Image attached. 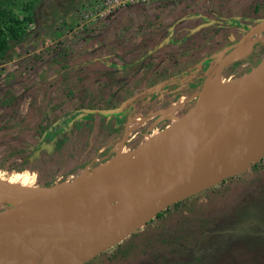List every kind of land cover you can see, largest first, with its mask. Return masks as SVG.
<instances>
[{"label": "rangeland", "instance_id": "rangeland-1", "mask_svg": "<svg viewBox=\"0 0 264 264\" xmlns=\"http://www.w3.org/2000/svg\"><path fill=\"white\" fill-rule=\"evenodd\" d=\"M85 1L0 0V26L6 21L3 10H10L18 18L31 17L22 22L20 37L11 41L0 56L2 180L49 186L72 178L82 170L90 172L105 165L117 154L131 152L157 135L174 133L181 124L175 121L176 117L194 106L198 92L223 62L220 76L228 83L239 79L264 57V25L262 31L247 39L251 45L248 56L226 62L225 54L222 55V51L227 52L237 44L251 27L264 21V0H164L153 5L159 7L158 12L163 11L161 6L172 12L170 24L166 17L155 24L139 19V14L144 15L142 10L126 7L134 2L115 8L114 12L120 14L114 19L117 26H113L119 28L114 31L117 44L113 50L102 40L97 48L104 46L110 55L98 56V64L80 54L88 49L92 54L91 39L98 37L114 12L90 19L82 15ZM167 5H174L176 16L173 18V10ZM68 32L78 34L74 35V41L69 39L71 43L53 38V35ZM141 34L145 35L143 42L138 36ZM51 40L54 42L49 44ZM208 55L213 56L212 60L200 64ZM167 56H170V67L181 63L177 72L184 77H176L175 71L166 73L162 62ZM109 62L117 69L103 74ZM64 63L69 68L65 73L61 72ZM5 67L8 75L3 78ZM14 79H19V83ZM36 84H39L37 94L28 106L31 90L26 89ZM20 90L24 91L21 95L17 92ZM8 92L18 94L6 96ZM117 106H121L122 111L105 119H99L97 116L105 114L97 111L84 118L80 116L75 122L77 114L73 113L66 128L63 122L59 123L58 135L47 127L72 110ZM164 109L169 112L160 113ZM260 158L256 172L248 170L238 182L233 181L237 178L227 179L180 201L187 203V207L192 206L188 216L197 215L201 219L196 224L193 219L187 220L191 237L183 238V243L190 242L188 248L193 249L194 242L198 244L203 240L196 251L204 264H264V152ZM213 213L217 214L220 224L216 229H222L216 241L218 245L206 243V239L213 238L209 233L212 230L207 228L212 225ZM182 215L173 211L161 223L158 220L149 224L150 221L140 230L149 224L147 229L127 236L119 245L84 263L92 260L88 264H154V254L166 252L170 246L161 240L176 235L180 228L177 226L185 223ZM199 228L203 230L197 241L194 235ZM148 238L153 239L152 249L145 244ZM124 245L130 247L126 249Z\"/></svg>", "mask_w": 264, "mask_h": 264}, {"label": "water", "instance_id": "water-1", "mask_svg": "<svg viewBox=\"0 0 264 264\" xmlns=\"http://www.w3.org/2000/svg\"><path fill=\"white\" fill-rule=\"evenodd\" d=\"M261 25H264V21L251 27L233 48L245 43L259 31ZM239 79L224 122L186 156L173 185L160 183L151 189L150 194L140 195L109 169L80 173L49 186L0 179V254L7 244L25 234L32 221H39L61 243L93 257L140 230L174 203L242 172L229 171L217 175L226 150L234 151L246 137L264 132V57ZM223 103L221 98L210 105L198 100L175 121L182 123ZM97 111L119 113L122 107L81 109L82 113ZM261 154L251 164L256 163ZM180 155V158L185 156L186 150L182 148ZM93 180L99 181L102 193L122 202L128 209L110 222L92 224L70 207L67 200ZM48 254L46 251L43 257Z\"/></svg>", "mask_w": 264, "mask_h": 264}, {"label": "bare ground", "instance_id": "bare-ground-1", "mask_svg": "<svg viewBox=\"0 0 264 264\" xmlns=\"http://www.w3.org/2000/svg\"><path fill=\"white\" fill-rule=\"evenodd\" d=\"M262 26L258 32L262 31ZM248 40L231 49L225 55L224 61L248 56L251 51ZM224 64L225 62L219 66L198 92L200 102L210 105L217 98H221L224 100L221 106L188 118L174 133L157 135L131 152L117 154L105 165L94 170H112L115 176L140 195L150 194L151 189L160 183L175 184L186 156L224 122L228 105L240 82V79L228 83L222 81L220 69L224 68ZM262 104L264 106V98ZM168 112V109L160 111L162 114ZM182 148L186 150V155L180 158ZM263 151L264 132L246 137L236 150L224 152L217 175L229 171H243ZM81 173L86 171L82 170ZM67 204L92 224L110 222L128 209L122 202L102 193L98 180L83 186L67 200ZM46 251L49 254L43 257ZM89 258L90 255L74 251L50 235L41 222L32 221L22 237L3 248L0 264H82ZM41 259L43 260L40 261Z\"/></svg>", "mask_w": 264, "mask_h": 264}, {"label": "trees", "instance_id": "trees-1", "mask_svg": "<svg viewBox=\"0 0 264 264\" xmlns=\"http://www.w3.org/2000/svg\"><path fill=\"white\" fill-rule=\"evenodd\" d=\"M2 12H4V13L6 12L5 13L6 14V21L4 20L2 22V26H0V56H2L4 54V52L8 49L9 44H10L11 41H15V40H17L20 37L19 36V30L21 29L22 22L31 19V17L30 18L29 17H23V18L15 17V16H13V14L11 13L10 10L9 11L8 10H3ZM225 53H226L225 51L224 52L222 51V55L225 54ZM40 114L42 115V113H40ZM62 116H60V117H62ZM57 121H58L57 122L58 124L56 126H54L53 123L47 126L48 129L53 134L56 133V135H58L57 132L59 131V127H58L59 123L63 122L64 124H68L71 120H70V117L65 116V117L59 118ZM76 121H78V120H75V122ZM47 136L49 137V135H47ZM261 159L262 158H260L256 163L251 164L244 171H242V172H240L238 174H235L233 176L227 177L224 180H222L221 182L223 183L225 180H227V179L229 180V179H232V178H237L236 180H233V181L234 182L235 181L238 182L237 180H239L243 174L247 173L248 170H251V171L253 170V171L256 172V170L260 167ZM241 180L243 181L244 179L242 178ZM178 203H180V201L174 203L173 204L174 208H172L171 210H169V208H167V209L161 211L160 213H158L157 216L154 217L155 220L152 219L153 221L152 220H150L151 222L149 221L150 222L149 224H151V223H153L155 221H158V220H160V223H161V221L164 219L165 216H169V214L172 213L173 211L174 212L177 211V212H182V214H184V215L181 216V220H182V222H185L184 224L182 223L181 225L177 226V227H180V228H179V230H177L175 232L176 235H173V236L169 237L166 240H164V239L161 240L162 243H167V245L170 244V246L168 247V250L166 252H160V253L158 252V253L154 254V256H153L154 258L153 259L155 261H153V262H154V264H204L202 259L199 258V256H200L199 255L200 254L199 251H198V253L196 251L197 245L199 246L200 244L203 243V240H200L201 238H199L200 233H201V231L203 229L202 230H200V228L199 229H195V231H198V232H197V234L194 235V237L195 236H196V238L198 237L197 241H199V240L200 241H199L198 244H197V242H194L195 245L193 244L194 245L193 249L188 248V246L190 245L189 241H188L189 243H187L186 245L183 243V238H185L188 235L190 236V233L188 234V231H187V227H188V224H186L187 220L193 219L194 220L193 222L196 224V222H198V221L201 222V219L198 218L197 215L188 216V214H190L192 212L191 210L193 209L191 205H189V207H187V203H185V202L180 203V204H178ZM185 210L188 211V213H185ZM213 214H214V216L211 219L212 220V225H210L208 223L210 221V217L206 218V221H207L206 222V226H207V223H208L209 225L207 226V228L209 227L212 230V232L209 231V233L213 234L212 240H207L206 239V243L207 244H208V242H209V244L210 243L211 244H213V243L216 244V241L219 240L220 235L222 233V229L221 228H220V230L216 229L218 226H220V224L218 223L217 214L216 213H213ZM149 224L146 227H144L142 230L147 229ZM142 230H138V231H136L134 233H131L129 235V237L138 234ZM180 231H182V232H180ZM178 232H180L179 235H178ZM150 238H148V242H146L145 244L150 246L149 248L152 249L154 243L152 242L153 239L151 240ZM123 241H121L120 243H122ZM150 242H152V243H150ZM120 243L118 242V244H116V245H119ZM219 243H220V241H219ZM216 245H218V244H216ZM128 247H130V245H124V248L127 249ZM150 251H153V250H150ZM194 252L196 253L197 257H195ZM194 258H196V259L194 260ZM254 258H257V256L256 257L254 256ZM191 259H193V260H191ZM88 263H92V260H89L88 262L83 263V264H88Z\"/></svg>", "mask_w": 264, "mask_h": 264}, {"label": "crops", "instance_id": "crops-1", "mask_svg": "<svg viewBox=\"0 0 264 264\" xmlns=\"http://www.w3.org/2000/svg\"><path fill=\"white\" fill-rule=\"evenodd\" d=\"M159 2H164V0H159V1H156V0H148V1H142V2H137V3H132V4H128L126 7L127 8H133V9H138V10H142V12H144V15L143 14H139V16H137V17H139V19H141V18H145L144 20L145 21H149V20H151V24H155L156 23V21H160V19H163L164 17H166V18H168L169 19V21L167 22V24H170L171 22H173V20H171V11L170 10H165V7H163V6H161V8L163 9V11L162 12H158V8L159 7H156L155 8V5H153V4H158ZM171 6V7H170ZM167 8H172V10H173V15H172V18L174 17V16H176V14H174V5H167L166 6ZM121 8V7H120ZM126 11H129V9H127ZM113 12H114V10H113ZM119 12H114V14H113V16H112V19H109V21L108 22H106V24L107 25H104L103 26V28H102V31L98 34V37H93V39H91V42H92V44H93V48H94V50H93V52H92V54L91 53H88V51L90 50V49H88L87 51H82V53L80 54L81 56H87V57H89V58H91V60L93 61V59L95 60L94 62H97L98 64L100 63V59H99V57H100V55H105V56H109L110 54H107V52H106V50H105V47L104 46H102V47H100V48H97V47H99V46H101V44H102V42L104 41L105 43H107V47L108 48H110V49H112L113 48V50L115 49V45L117 44V42L115 41V37H116V34H117V32H114L115 30L117 31V29H118V31H119V28H113V26L115 27V26H117L116 25V22L117 21H115L116 20V18L120 15V14H118ZM170 13V14H169ZM107 15V14H106ZM143 15V16H142ZM109 16V15H108ZM132 16V15H131ZM104 17H105V15H104ZM147 18H149V19H147ZM115 19V20H114ZM128 20V19H127ZM139 23H140V21H139ZM138 23V24H139ZM154 26V25H153ZM165 27H166V25H165ZM76 29L77 28H75V31H76ZM114 29V30H113ZM75 31H73V32H75ZM73 32H68V33H65V34H62V35H53V38H56L55 39V41H62V42H65L66 44L67 43H69V39H72V41H74V35L76 36V35H78V34H73ZM76 33H78V32H76ZM73 35V36H72ZM139 37H141V40L140 41H142L143 42V40H144V37H145V35L144 34H141V35H138ZM137 36V37H138ZM80 37H78V39H79ZM86 41H88L89 40V38H86L85 39ZM103 40V41H102ZM164 40H166V38H164ZM170 40V39H169ZM72 41H70V43L72 42ZM52 42H54V40H51L50 42H49V44L50 43H52ZM116 42V43H115ZM154 42H155V40H154ZM64 47H66V46H64ZM91 51V50H90ZM115 55H117V54H115ZM99 56V57H98ZM102 57V56H101ZM104 57V56H103ZM170 57V56H169ZM169 57L167 56V57H165V58H163L164 59V62H162V64H163V68L165 69V71H166V73H171V71H175L176 72V77H178V76H183L184 77V75H180L181 73L180 72H177V71H180V69H181V63L179 62V63H177V64H172V67H170V60H168L169 59ZM105 59V58H104ZM162 60V59H161ZM109 61H110V58H109ZM122 61V60H121ZM85 63H87L86 61H84ZM123 63V65H125V63H126V61H123L122 62ZM132 63H133V60H131V64L130 65H132ZM186 63H188V61H186ZM189 64V63H188ZM90 65V64H89ZM114 63L113 64H111V62H109L108 63V65L104 68V72H102L103 74L104 73H106V72H108L109 74H111L112 73V69L113 70H116L117 69V66L116 65H114ZM122 65V64H121ZM81 66H83L82 64H80V67ZM161 66V65H160ZM96 67H99V66H96ZM6 68V67H5ZM3 69V74H1L2 76H3V78L6 76V75H8L6 72H4L5 70H8V68H6V69ZM14 68V67H13ZM18 68V67H17ZM121 68H123V67H120V70H121ZM63 69V70H62ZM61 69V72L63 71V73H65L66 71H69V68H68V66L66 65V63H64L63 64V68ZM102 69V68H101ZM10 70V69H9ZM100 70V69H99ZM98 70V71H99ZM123 70H124V68H123ZM19 71V70H18ZM102 71H103V69H102ZM20 72V71H19ZM2 73V72H1ZM106 77V76H105ZM103 78V77H102ZM175 79V77H173V79L172 80H174ZM15 80V79H14ZM160 80V79H159ZM183 80V79H182ZM21 81H25V80H21ZM20 81V82H21ZM6 82V80L5 81H3L1 84H3V83H5ZM14 82V81H13ZM15 82L17 83H19V79L17 80H15ZM173 82V81H172ZM185 82V81H184ZM173 85H174V83H173ZM172 85V86H173ZM38 86H39V84H36V86H34V88L32 87V86H30L29 88H27L26 90L28 91H30L31 90V92L29 93L30 94V96L28 97V102H27V104L28 103H30L31 102V100L33 99L32 97L34 96V94H37V88H38ZM18 87H20V86H18ZM5 90H8L9 88H4ZM17 92H21V93H19V95H21L24 91H17ZM16 92V94H14V93H10V92H8L7 94H6V96H8V95H11L12 94V96L13 97H15V95H17L18 93ZM33 94V95H32ZM32 95V96H31ZM35 98V97H34ZM30 101V102H29ZM28 106H29V104H28ZM38 114V113H37ZM79 117H80V115H78V117H77V119H79ZM97 117H99V119H101V118H103L102 116H97ZM60 118V117H59ZM58 118V119H59ZM57 119V120H58ZM105 119V118H104ZM36 120H39V116L37 117V119ZM56 120V122H53V124L55 123H57L58 121ZM66 125L67 124H65V127L64 128H66Z\"/></svg>", "mask_w": 264, "mask_h": 264}, {"label": "built area", "instance_id": "built-area-1", "mask_svg": "<svg viewBox=\"0 0 264 264\" xmlns=\"http://www.w3.org/2000/svg\"><path fill=\"white\" fill-rule=\"evenodd\" d=\"M137 1L148 0H87L83 4L82 15L90 19L102 17L121 5Z\"/></svg>", "mask_w": 264, "mask_h": 264}, {"label": "flooded vegetation", "instance_id": "flooded-vegetation-1", "mask_svg": "<svg viewBox=\"0 0 264 264\" xmlns=\"http://www.w3.org/2000/svg\"><path fill=\"white\" fill-rule=\"evenodd\" d=\"M233 47L234 46H231L229 49H228V51L227 52H229L231 49H233ZM227 52L225 53V55L227 54ZM204 58H206L205 60H203ZM202 60H200V62L201 63H203L204 61H209V60H212V58H213V56L212 55H208V56H206V57H204ZM259 61V60H258ZM257 61V62H258ZM199 62V63H200ZM256 62V63H257ZM200 63V64H201ZM252 67V66H251ZM250 67V68H251ZM249 68V69H250ZM202 89V88H201ZM117 107H119V106H117ZM91 108H94V109H101V108H98V107H91ZM112 108H116V107H112ZM73 113H76L77 115H76V118L78 117V115H80L81 117L80 118H84L85 116H86V114L88 115V116H90V114H92V113H82L81 112V108L79 109V110H72L70 113L69 112H67V113H65L62 117H65V116H67V117H70V116H72L73 115ZM93 113H96V112H93ZM120 113V112H119ZM105 114V113H104ZM114 114H117V113H111V114H105V115H103V118H107V117H110L111 115H114ZM94 116V115H93ZM62 117H60V118H62ZM79 118V119H80ZM71 119V118H70ZM76 120H78V119H76ZM58 123H56V124H54V126H56Z\"/></svg>", "mask_w": 264, "mask_h": 264}]
</instances>
